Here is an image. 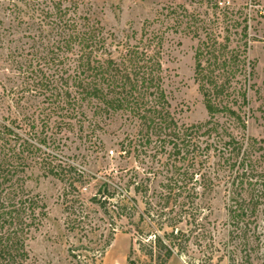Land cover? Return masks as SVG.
Masks as SVG:
<instances>
[{
  "label": "trees",
  "instance_id": "obj_1",
  "mask_svg": "<svg viewBox=\"0 0 264 264\" xmlns=\"http://www.w3.org/2000/svg\"><path fill=\"white\" fill-rule=\"evenodd\" d=\"M14 5L19 22L28 16L40 31L29 86L42 100L21 119H0V264H29L30 243L48 217L46 202L29 187L35 168L68 189L87 180L58 153L66 132L90 121L87 108L94 128L114 116L130 128L115 144L126 164L109 173L104 198L95 202L112 223L126 220L125 232L147 258L142 264L173 256L188 264H264V139L247 134L245 115L234 107L248 103L247 90L231 91L234 78L224 73L246 68L247 41L238 49H216L214 39L198 47L195 81L208 118L186 124L167 93L163 34L144 28L140 40L120 44L77 0ZM221 190L225 217L218 221L212 217ZM133 252L129 264L137 263Z\"/></svg>",
  "mask_w": 264,
  "mask_h": 264
},
{
  "label": "rangeland",
  "instance_id": "obj_2",
  "mask_svg": "<svg viewBox=\"0 0 264 264\" xmlns=\"http://www.w3.org/2000/svg\"><path fill=\"white\" fill-rule=\"evenodd\" d=\"M77 1L81 13L99 19L114 34L115 43L137 42L144 28L164 35L166 89L172 110L186 124L208 118L195 81L198 47L203 41L213 43L214 39L216 49L225 43L229 49H238L247 41L246 68L224 73L234 78L231 91L240 87L247 90L248 103L239 101L234 105L245 115L247 134L264 139V0ZM14 4L15 0H0V119L8 115L21 119L24 113L41 105L42 100L29 86L30 62L37 67L32 52L40 48V31L33 28L28 16L19 22ZM118 47L122 49L123 45ZM86 112L90 121L83 128L77 126L66 132L70 138L58 153L84 171L87 180L68 189L62 181L43 176L36 168L29 180V187L41 195L48 209V217L30 243L29 264H129L132 248L136 264L147 260L132 234L125 232L126 220L117 218L112 223L110 215L95 202L96 198H104L101 193L105 190L104 182L110 180L109 173L117 172L121 163L126 164L115 144L130 128L119 116L94 128L91 109ZM131 164L136 162L132 160ZM222 190L214 201L212 218L218 221L225 217ZM72 204L74 210L68 208ZM140 207L143 208L141 203ZM107 240L111 244L104 251L99 250ZM167 264L188 263L183 257L173 256ZM219 264L229 263L225 258Z\"/></svg>",
  "mask_w": 264,
  "mask_h": 264
}]
</instances>
